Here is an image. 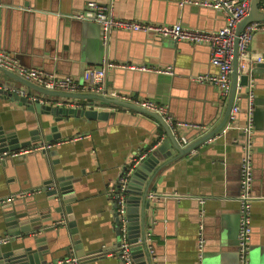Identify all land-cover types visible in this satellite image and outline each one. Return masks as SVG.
Returning a JSON list of instances; mask_svg holds the SVG:
<instances>
[{
  "label": "crops",
  "instance_id": "0c3cea01",
  "mask_svg": "<svg viewBox=\"0 0 264 264\" xmlns=\"http://www.w3.org/2000/svg\"><path fill=\"white\" fill-rule=\"evenodd\" d=\"M0 1L3 4L0 47L19 56L22 62L79 80L86 66H99L106 59L114 63H132L150 70L143 72L127 68L130 70L117 71L110 68L105 78L107 86L128 92L136 99L165 104L178 121L207 125L211 129L222 119L228 95L222 96L215 86L192 79L200 73L216 72L215 65L209 60L207 44L162 36L157 38L160 43H153L141 32L115 29L104 45L98 24L76 17L91 0ZM92 1L110 4L114 14L122 19L167 24L179 22L206 30H216L224 24L222 12L191 3L181 4V0ZM250 50L252 57L258 55L263 57L260 62L264 61V31L253 35ZM168 65L173 68L172 75L151 71ZM250 82L254 93L251 114L253 143L248 151L255 198L251 206L252 233L248 256L250 264H264V71L250 73ZM0 85L21 86L3 76L1 71ZM237 89L234 104L239 110L234 120H228L227 127L190 152L169 161L150 183L149 194L157 193L162 197L154 200L152 196L150 199L151 203L158 201L160 205L151 207L152 214L158 213L160 218L148 219L147 227L148 230L152 227L155 232L151 238L158 248L152 258L153 264L238 263L236 198L239 164L245 152L242 130L248 115L246 96H243L245 89L240 85ZM72 101L84 105L92 103L89 99ZM101 108L121 113L108 121L71 114L55 121L52 114L29 110L26 105L0 96V126L5 131L15 132L20 141L33 137L31 143L40 142L36 138L51 133L54 125L60 133L56 140L84 135L77 140L58 143L46 154L33 152L26 158L11 160L10 164L0 162V199L11 196L12 200H19V209L28 210L33 214L31 216L48 213L53 218L44 222L53 227L50 230L20 234L0 246L1 249L11 250L14 245L22 246L24 241L25 244L33 243L35 235L44 236L47 247L56 252L46 255L47 262L54 264L51 258L56 261L71 253L76 255L72 241L78 239L85 252L80 257L81 264H122L116 254L119 232L111 189L117 187L128 163L140 152L149 151L148 156L166 134L157 121L145 114L110 105ZM185 135L191 139L200 137L195 129L187 130ZM170 151L171 155L176 154L173 148ZM56 177L71 182L73 187L72 201L61 206L62 218L53 210L59 199L47 198L48 190L55 188ZM24 191L29 194L20 196ZM166 195L167 198L163 197ZM198 197L204 199L203 204L198 202ZM66 206L71 207L74 226L68 224ZM199 223L203 224L205 238L200 258L197 254ZM1 235H9L3 227H0Z\"/></svg>",
  "mask_w": 264,
  "mask_h": 264
},
{
  "label": "built area",
  "instance_id": "2783aa9c",
  "mask_svg": "<svg viewBox=\"0 0 264 264\" xmlns=\"http://www.w3.org/2000/svg\"><path fill=\"white\" fill-rule=\"evenodd\" d=\"M251 0H181L180 3H191L197 6L212 8L222 12L224 15V25L216 30H206L195 27L185 26L179 22L154 23L138 21L133 19H122L117 17L110 4L101 5L95 1H88L84 10L76 15L77 18L88 20L98 24L100 27V37L104 45L107 44L110 33L115 29L125 31H142L153 32L162 37H168L173 40H185L192 43L207 44L209 47V60L217 67L215 73H200L192 76L194 81L206 83L215 86L222 96H227L231 84L232 58L234 39L237 37V65L240 72L250 75V69L255 63L262 60L261 56H251L250 44L253 35L256 32L264 31V20H253L247 23L243 29L236 34V26L244 17L247 16L250 8ZM259 9L264 12V0H260ZM3 4L0 2V10ZM0 67L16 73L24 79H27L45 89L54 91H65L70 93H92L104 95L120 100L132 102L142 108L150 110L160 115L168 125L172 134L177 138L178 142L185 146L194 138H187L185 132L189 129L197 130V136L205 134L210 127L197 123L175 120L168 111L167 105L159 104L148 99H136L130 94L123 93L117 89L109 88L106 84L107 70L113 67L136 68L140 70H150L132 63H114L104 60L99 66H86L81 80L73 76H60L55 72H48L42 68L35 66H24L15 57L14 54L0 49ZM151 71L161 74H173L172 66L156 67ZM5 91L12 92L18 96H24L31 102H39L48 105L83 107L89 104H80L72 101V99H54L49 96H43L36 91L28 89L24 86L0 85ZM246 113L247 123L243 127L242 147L245 152L240 159L239 164V192L237 195L238 202V230H237V264H250L249 250L252 233L251 206L255 198L252 192L253 168L250 152V145L253 143V124L251 120L252 109L254 106V93L251 90V82L248 86L246 96ZM102 106V105H101ZM99 106V107H101ZM239 106L233 104L230 110L228 120H234L235 114L238 112ZM228 125V124H227ZM227 125L225 127H227ZM224 127V128H225ZM84 135H74L69 138L42 141L31 143L30 145L19 147L12 150H4L0 152V162L4 160H18L26 157L28 154L37 151H47L58 143L68 142L82 138ZM210 139V138H209ZM151 151V150H150ZM149 152V151H148ZM140 152L135 156L122 171L116 188L111 189L112 198L114 200L115 211L118 225V245L116 254L120 258L122 264H136L132 255L131 248L134 245L130 242L128 234V218L126 212V187L129 177L143 160L147 153ZM28 191L21 192L19 195H27ZM153 195V194H152ZM149 195V196H152ZM179 197L178 194L174 195ZM198 202L203 204L204 199L198 197ZM11 196L0 199V204L10 202ZM10 241L9 235L0 236V246ZM140 242V238H138ZM205 238L203 234V224H198L197 232V254L200 258L204 249ZM54 264H81V258L73 253L59 257ZM153 264V263H152Z\"/></svg>",
  "mask_w": 264,
  "mask_h": 264
},
{
  "label": "water",
  "instance_id": "95a60500",
  "mask_svg": "<svg viewBox=\"0 0 264 264\" xmlns=\"http://www.w3.org/2000/svg\"><path fill=\"white\" fill-rule=\"evenodd\" d=\"M1 2V1H0ZM2 3V2H1ZM259 0H251L249 12L246 17H244L240 22H238L236 26V34L240 32L243 27L253 21V20H264V12H261L259 9ZM3 8H1L0 12ZM211 9V8H210ZM224 25V24H223ZM125 31V30H124ZM138 32L144 35H147L149 40L153 43H160L159 39L161 36L153 33V32H142V31H131ZM168 38V37H167ZM102 41V40H101ZM0 49L4 50L0 47ZM209 52V47H208ZM15 57L19 60V62L24 66H30L27 63L21 61L20 57L15 55ZM263 58V57H262ZM107 60V59H106ZM120 63V62H119ZM214 65V64H213ZM216 67V66H215ZM44 69V68H42ZM117 71H128L130 69H125L122 67H114V70ZM264 61L257 62L250 69V73H257L260 71H264ZM48 72H53V70H47ZM0 71L3 76L10 78L13 81L20 83L21 86L27 87L37 93H40L43 96H59L66 97L72 99H89L92 103L83 107H72V106H58V105H48L42 104L39 102H31L24 96H18L15 93L5 91L2 87H0V96L8 97L12 101H17L20 105H26L29 110L37 111L40 113L52 114L54 116L55 121H60L63 116L74 115V116H84L87 119H95L99 121H108L113 119L115 116H118L121 112L114 111L109 109H102L99 106H114L123 109H130L146 116L151 117L153 120L157 121L159 125L163 128L165 137L160 140L155 150H152L142 161L138 163V165L132 171L127 187H126V212L128 221V234L130 238V242L134 245L131 248L132 255L136 264H152V258L156 255L157 251L156 241L151 238L155 232H153L152 227L151 230H148V219L151 221L158 220L160 217L158 213H153L151 211V207H159V202L156 201L151 203V197L154 196V200H159L161 194H153L149 196V186L158 172L160 168H162L165 164H167L172 159L186 154L190 152L192 149L196 148L199 144L211 138L217 132L222 130L228 124V118L230 114L231 107L234 104L235 94L237 92V86H243L245 92L243 96H247L248 86L250 83V75L240 72L237 65V37L234 39L233 46V58H232V79L229 89V94L225 106V111L220 122L208 130L205 134L200 137L192 140L187 145H181L177 138L172 134L168 125L165 123L163 118L155 112L147 110L145 108L140 107L137 104L132 102L120 100L117 98H112L104 95L92 94V93H70L65 91H54L45 89L27 79L22 78L14 72L6 70L0 67ZM146 71V70H141ZM217 71V67H216ZM60 75V74H58ZM194 75V74H193ZM65 76V75H60ZM3 79V78H1ZM195 83V82H194ZM123 93L128 94V92L121 91ZM94 102V103H93ZM189 138L188 135H186ZM60 138V133L57 132V127L54 125L51 127V133H46L40 138V136L36 139L42 141H53ZM33 137L30 140L20 141L17 134L13 131H5L2 126H0V152L4 150H12L17 149L19 147L30 145ZM173 148L176 151L175 155H171L170 149ZM47 151H37L36 154H46ZM30 155V154H29ZM27 155L26 157H28ZM160 155L162 157H160ZM24 157V158H26ZM162 163L159 164V161ZM9 159L2 161L1 163L6 165L10 164ZM48 164V163H47ZM53 164V162H51ZM157 165L156 168H154ZM47 166V165H46ZM152 172V173H151ZM53 173V170L50 165V174ZM136 178H141L136 179ZM56 185L55 188L48 190V200H52L54 198L59 199V204L53 206L54 212H56L60 217H64L62 212V204L71 202L73 199L72 193V183L68 181H63L60 177H56ZM50 181L51 178H50ZM46 188H43V190ZM70 190V191H69ZM168 197V195L163 196ZM170 197V196H169ZM20 198V197H18ZM171 198V197H170ZM23 200V199H22ZM19 200H12L10 202H5L0 204V227H3L5 231L11 236L10 240H13L15 236L20 234H28L32 233H40L41 229L44 231L50 230L51 226H46L44 222L51 221L53 218L50 214H40L33 215L28 210H20L18 207ZM65 212L67 215V219H69V226L75 225V220H73V215L71 214L72 210L70 206H66ZM21 211V212H20ZM72 232H75L72 230ZM138 238H140V242H138ZM33 243L25 244L23 242L22 246L17 247L18 245H14L11 250H3L0 247V264H49L47 262L46 255H54L56 252H52L49 249V246L46 245V238L44 236L35 235L33 238ZM74 245V250L76 251V255L79 257L84 256V250H82L80 241L78 239H74L72 241ZM52 263H54L55 258H51Z\"/></svg>",
  "mask_w": 264,
  "mask_h": 264
}]
</instances>
